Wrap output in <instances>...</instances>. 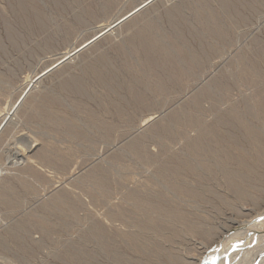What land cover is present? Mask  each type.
I'll use <instances>...</instances> for the list:
<instances>
[{"label": "rangeland", "instance_id": "1", "mask_svg": "<svg viewBox=\"0 0 264 264\" xmlns=\"http://www.w3.org/2000/svg\"><path fill=\"white\" fill-rule=\"evenodd\" d=\"M262 89L264 0H0V264H200L264 206Z\"/></svg>", "mask_w": 264, "mask_h": 264}, {"label": "bare ground", "instance_id": "2", "mask_svg": "<svg viewBox=\"0 0 264 264\" xmlns=\"http://www.w3.org/2000/svg\"><path fill=\"white\" fill-rule=\"evenodd\" d=\"M223 5V4H222ZM224 6L226 7V4H224ZM144 7H142V8H140V9H138L136 12H138V11H140L141 9H143ZM135 12V13H136ZM134 13V14H135ZM119 18L121 19V22L125 19V21H124V23H126L127 22V16H125V13L124 14H122L121 16H119ZM213 33V32H212ZM145 40V39H144ZM144 40H142V41H144ZM140 41V40H139ZM141 42V41H140ZM146 42H148V41H146ZM145 41L143 42V44H141V46H142V48L143 49H150L151 48V45H149V44H147ZM142 43V42H141ZM140 44V43H139ZM154 44V43H153ZM88 45H90V44H88ZM88 45H86L84 48H86ZM84 48H83V50H84ZM80 51H82V50H80ZM146 52H148V51H146ZM218 52V51H217ZM223 59V58H222ZM190 60V59H189ZM62 63H60L59 65H61ZM172 64V63H171ZM174 64V63H173ZM199 65V64H198ZM58 66V65H57ZM57 66H55L54 67V69L57 67ZM53 69H51V71H52ZM50 71V72H51ZM49 72V73H50ZM182 78V77H181ZM256 86V85H255ZM263 88V87H262ZM261 89V88H260ZM258 91L259 90H257V93H258ZM263 91V89L261 90V99H263L264 100V91ZM254 92V91H253ZM260 94V93H259ZM257 95V94H256ZM200 96H201V94H200ZM258 96V95H257ZM200 97H197V101H198V99H199ZM259 97H257V99H258ZM253 100V99H252ZM259 101V100H258ZM264 102V101H263ZM249 104V103H248ZM247 104V105H248ZM253 104V103H252ZM246 105V106H247ZM262 107H264L263 105H262ZM261 109V108H260ZM262 110H264V108H262ZM261 110V111H262ZM251 112V111H250ZM253 113H255L254 112V110L252 111ZM251 112V113H252ZM263 112V111H262ZM260 113V112H259ZM264 113V112H263ZM256 114V113H255ZM251 116H252V114H251ZM254 116V115H253ZM256 116H257V114H256ZM255 117V116H254ZM147 118V117H146ZM173 119V118H172ZM264 119V118H263ZM152 119H151V117H148L145 121L147 122V123H149L150 121H151ZM145 122V123H146ZM174 122H176V121H174ZM143 125V124H142ZM155 124H153V126H154ZM156 126H158V125H156ZM210 127V126H209ZM212 128V127H211ZM213 130V129H212ZM215 130V129H214ZM209 131L208 133H204L203 131H202V134H200L199 135V138L197 139V142L195 143V145L192 143V145H194V147L192 146H190L191 147V149H193V151H194V153H196V154H199L201 151L203 152H207V154H210V155H213L216 151H213L211 148H207L205 145V141L208 139V138H211V139H213L214 138V140L215 139H219V140H221V139H224V136H222V135H220V132L219 131ZM247 131L249 132V135H250V138L251 139H253V140H256L257 142H261L262 141V136L259 134V132L258 131H256V130H251V129H247ZM261 131V130H260ZM206 132V131H205ZM218 132H219V134H218ZM221 132H223V131H221ZM226 135V134H225ZM238 135V134H237ZM228 137H229V135H228ZM249 137V136H248ZM231 138V137H230ZM229 138V139H230ZM234 138V137H233ZM236 138V137H235ZM238 139H239V137H238ZM231 141H233V139H230ZM236 141V140H235ZM235 141L233 142V143H235ZM136 142V141H135ZM218 142V141H217ZM221 142H224V141H221ZM264 142V141H263ZM139 143V142H138ZM136 144L135 145V147L137 146L139 149H140V145L139 144ZM190 143V142H189ZM225 143V142H224ZM238 144V143H237ZM134 145V144H133ZM142 145H144V144H142ZM240 145V144H239ZM19 147L18 148H16V149H14V150H16L17 152H18V150L19 151H21L20 152V154L21 155H23L22 153H23V151H24V149H22V146L21 145H18ZM263 146V145H262ZM24 147V146H23ZM228 147V146H227ZM143 148V147H142ZM232 148V147H231ZM262 148V147H261ZM259 149H260V147H259ZM141 150V149H140ZM245 150V149H244ZM248 151V150H247ZM246 151V152H247ZM262 151V150H261ZM259 152V155H258V164L260 163H263L264 164V151H262V152ZM16 152V153H17ZM192 152V151H191ZM227 152V151H226ZM245 152V151H244ZM243 152V153H244ZM19 153V152H18ZM228 154V153H227ZM16 155V154H15ZM18 155V154H17ZM204 155V154H203ZM250 155V154H249ZM252 155V154H251ZM207 156V155H206ZM16 157V156H15ZM18 157V156H17ZM231 157V156H230ZM233 157V156H232ZM257 157V156H256ZM20 158V157H19ZM247 158V157H246ZM214 159V158H213ZM17 160V159H16ZM218 161V160H217ZM225 161V160H224ZM237 161H242V159L241 160H238L237 159ZM236 161V162H237ZM243 161H244V159H243ZM241 162V163H243V165L245 164V162ZM213 162V161H212ZM235 162V161H234ZM186 163V162H185ZM240 164V163H239ZM240 165H242V164H240ZM242 165V166H243ZM262 165V164H261ZM198 166V165H197ZM241 166V167H242ZM246 166H247V164H246ZM264 166V165H263ZM165 167H168V166H165ZM199 167V166H198ZM164 168V167H163ZM170 168V167H169ZM187 168H189V170H190V172L191 173H195L196 171H197V167H194V164H192V165H188L187 164ZM197 168V169H196ZM200 168V167H199ZM256 168V167H255ZM166 169H168V168H166ZM247 169V168H246ZM249 169V168H248ZM165 170V169H164ZM174 170V169H173ZM178 170V169H177ZM201 170V169H200ZM223 170V169H222ZM224 170H225V168H224ZM224 170H223V172H224ZM255 170V169H254ZM253 170V171H254ZM180 171V170H179ZM202 171V170H201ZM240 171V170H239ZM250 171V170H249ZM198 172V171H197ZM246 172V171H245ZM252 172V171H251ZM218 173V172H217ZM222 173V172H221ZM225 173H226V175H227V177L229 176V179H230V182H232L231 184H230V187L229 188H233V190L235 191L234 193L235 194H239V196L238 197H242L243 199L244 198H247L248 196H249V194H247L248 192H246V190L243 188V187H241V185L239 184V183H236L235 181H233V180H235L236 178L237 179H239V182L240 181H242V180H245V182L244 183H246L247 182V180L246 179H248V177L249 176H244V175H239L240 173H238V172H232L231 170L230 171H226L225 170ZM247 173H249V172H247ZM254 173H256V172H254ZM196 174V173H195ZM251 174V173H250ZM264 174V173H263ZM91 176V175H90ZM180 176V175H179ZM216 176V175H215ZM252 178V177H251ZM231 179H233V180H231ZM263 179V178H262ZM104 181V180H103ZM182 181V180H181ZM226 181V180H225ZM250 181H251V179H250ZM102 182V181H101ZM249 182V181H248ZM255 182V181H254ZM103 184H105L106 182H102ZM192 184V183H191ZM187 185V184H186ZM228 185V184H227ZM247 185H249V184H247ZM6 187V186H5ZM252 187V186H251ZM250 187V188H251ZM8 188V187H7ZM140 188V187H139ZM177 188V187H176ZM178 189H180L181 191L183 190L184 192H192V191H190V188H187L186 186L185 187H182V189L181 188H178ZM177 189V190H178ZM253 189V188H252ZM259 189V188H258ZM9 189H7V191H8ZM134 190V189H133ZM205 190V189H204ZM233 190L231 191V192H233ZM256 190H257V188H256ZM165 191V190H164ZM179 192V191H178ZM256 192H258V191H256ZM259 192H261L260 190H259ZM262 192H264V191H262ZM11 193V192H10ZM147 193V192H146ZM145 193V191L143 190V192H141V191H132L131 193H130V196L132 197V198H134V199H140V198H145V197H148V196H150V195H152V193H150V195H147ZM182 193V192H181ZM200 193V192H199ZM149 194V193H148ZM165 194V193H164ZM202 194V193H201ZM264 194V193H263ZM154 195V194H153ZM65 196V195H64ZM63 195H62V193H60L59 194V198L58 199H63L62 197H64ZM157 196V195H156ZM162 196V195H161ZM169 196V195H168ZM193 196V195H192ZM261 196V195H260ZM151 197V196H150ZM194 197V196H193ZM198 197V196H197ZM205 197V196H204ZM201 198V197H200ZM241 198V199H242ZM260 198V197H259ZM147 199V201H149L150 202V198H145V200ZM157 200H158V198H157ZM258 200V199H257ZM243 201V200H242ZM250 201V200H249ZM253 201V200H252ZM251 201V202H252ZM250 202V203H251ZM263 202V201H262ZM152 203V202H151ZM163 203V202H162ZM246 203V202H245ZM258 203V202H257ZM156 206H158V205H156ZM165 207V206H164ZM168 207V206H167ZM264 207V206H263ZM262 207V209H260V211L259 212H257L254 216H251L250 217V219H248V221H246V222H243V223H241V224H239L238 226H237V228H235V230H234V232L233 233H231L232 231H230V233H229V231H226L224 234H222V233H220L221 234V238H223L221 241H220V237H218V241L216 242H214L213 240H212V242H214L215 244L214 245H216V247H214V249L213 250H211L210 248H208L209 249V252H208V254H207V256H206V258L205 259H201L200 260V264H264V208ZM153 208V207H152ZM157 208V207H156ZM166 208V207H165ZM194 208V207H193ZM256 208V207H255ZM257 208H259V206L257 207ZM156 210V209H155ZM146 211V210H145ZM164 211H166V210H164ZM240 211V210H239ZM127 212V211H126ZM173 212V211H172ZM124 213H125V211H124ZM123 213V215H125V217H126V213L124 214ZM169 213V212H168ZM195 213H196V211H195ZM128 215H130L129 213H128ZM171 215V214H170ZM134 216V215H133ZM191 216V215H190ZM194 216H196V215H194ZM129 217H131V216H129ZM172 217V216H171ZM135 218V217H134ZM179 218V217H178ZM176 219H177V217H176ZM200 219V218H199ZM202 219H204V218H202ZM135 220H136V218H135ZM174 220H175V218H174ZM173 221V220H172ZM162 222V221H161ZM195 222H197V221H195ZM207 222V221H206ZM98 224V223H97ZM190 224V223H189ZM207 224H208V222H207ZM187 225V224H186ZM164 226V225H163ZM208 226V225H207ZM183 227V226H182ZM188 227V226H187ZM199 227V226H198ZM198 227H195L194 226V228L193 229H195V230H197V228ZM204 227V226H203ZM214 227V226H213ZM200 229V228H199ZM209 229H211V228H209ZM213 229V228H212ZM231 229V228H230ZM230 229H228V230H230ZM233 229V228H232ZM192 230V229H191ZM194 230V231H195ZM215 230V229H214ZM103 231V230H102ZM99 232V231H98ZM196 232H198V231H196ZM208 232V231H207ZM218 232V231H217ZM210 233V232H209ZM209 233H207V234H209ZM99 234V233H98ZM118 234V233H117ZM170 234H171V232H170ZM206 234V233H205ZM210 234H213V233H210ZM209 234V235H210ZM101 235V234H100ZM131 234H129L128 235V237L130 236ZM198 235H199V233H198ZM204 235V234H203ZM202 235V236H203ZM208 235V236H209ZM102 236V235H101ZM137 236H138V238H139V235H137V234H133L131 237H130V239L132 240V241H135V240H137ZM220 236V235H219ZM173 237V236H172ZM211 237H212V235H211ZM216 238V237H215ZM200 239H202V238H200ZM103 240H104V238H103ZM107 240H109V239H107ZM106 240V241H107ZM112 240V239H111ZM203 240V239H202ZM105 241V242H106ZM209 241V240H208ZM178 242V241H177ZM204 242V241H203ZM205 242H207V241H205ZM219 242V243H218ZM181 243V242H180ZM106 244H107V242H106ZM179 244V243H178ZM210 244V243H209ZM213 244V243H212ZM152 246H154V245H152ZM158 247V246H157ZM174 247V246H173ZM138 248H139V246H138ZM162 248V247H161ZM191 248V247H190ZM158 249V248H157ZM139 250V249H138ZM162 250V249H161ZM167 251H169V250H167ZM146 252V251H145ZM166 252V251H165ZM175 253V252H174ZM250 253V254H249ZM115 254V253H114ZM171 254V253H170ZM114 256H116V254L114 255ZM173 256V255H172ZM179 257V256H178ZM150 258V257H149ZM173 258V257H172ZM118 260V259H117ZM149 260V259H148ZM175 260V259H174ZM179 260V258H177V262H180L181 263V260L180 261H178ZM128 262V261H127ZM179 263V264H180ZM189 263V262H188ZM195 263V262H194ZM184 264H186V263H184Z\"/></svg>", "mask_w": 264, "mask_h": 264}, {"label": "water", "instance_id": "3", "mask_svg": "<svg viewBox=\"0 0 264 264\" xmlns=\"http://www.w3.org/2000/svg\"><path fill=\"white\" fill-rule=\"evenodd\" d=\"M102 36H104V34L101 35V36H99V37H97L96 39H94L91 43L97 41V40L100 39ZM81 50H83V49H81ZM50 71H51V70L47 71V72L44 73L42 76H45V75L48 74ZM4 126H5V124L0 128V132H1V130H3Z\"/></svg>", "mask_w": 264, "mask_h": 264}]
</instances>
